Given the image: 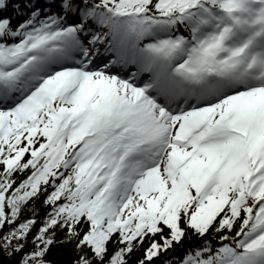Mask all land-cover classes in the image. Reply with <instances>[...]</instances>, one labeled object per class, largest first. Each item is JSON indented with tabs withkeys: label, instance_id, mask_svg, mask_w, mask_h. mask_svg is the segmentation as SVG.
I'll list each match as a JSON object with an SVG mask.
<instances>
[{
	"label": "snow or ice",
	"instance_id": "obj_1",
	"mask_svg": "<svg viewBox=\"0 0 264 264\" xmlns=\"http://www.w3.org/2000/svg\"><path fill=\"white\" fill-rule=\"evenodd\" d=\"M57 243L264 264V0H0V252Z\"/></svg>",
	"mask_w": 264,
	"mask_h": 264
},
{
	"label": "trees",
	"instance_id": "obj_2",
	"mask_svg": "<svg viewBox=\"0 0 264 264\" xmlns=\"http://www.w3.org/2000/svg\"><path fill=\"white\" fill-rule=\"evenodd\" d=\"M45 211L47 209L41 207L40 214L38 219L43 218ZM59 240L64 239V234L60 233L58 236ZM76 253L73 250V245L70 243H57L53 246L49 259L53 264H72V261L75 259ZM15 259H19L16 257ZM0 262L2 264H15V260H8L4 253L0 252ZM159 264V262H158Z\"/></svg>",
	"mask_w": 264,
	"mask_h": 264
}]
</instances>
